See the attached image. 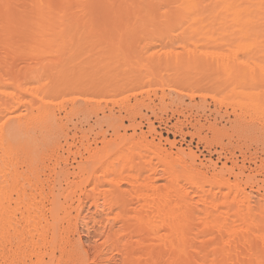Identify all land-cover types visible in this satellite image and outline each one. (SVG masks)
<instances>
[{"label": "bare ground", "instance_id": "obj_1", "mask_svg": "<svg viewBox=\"0 0 264 264\" xmlns=\"http://www.w3.org/2000/svg\"><path fill=\"white\" fill-rule=\"evenodd\" d=\"M99 34L117 50L95 69L87 47ZM169 41L188 50L168 54L179 67L216 63L224 94L162 70L122 77L143 64L124 43L144 54ZM153 81L162 101L211 97L262 118L246 128L263 139L264 0H0V264H264V158L220 165L158 138L149 118L138 131L141 101L115 98Z\"/></svg>", "mask_w": 264, "mask_h": 264}, {"label": "rangeland", "instance_id": "obj_2", "mask_svg": "<svg viewBox=\"0 0 264 264\" xmlns=\"http://www.w3.org/2000/svg\"><path fill=\"white\" fill-rule=\"evenodd\" d=\"M109 12L110 11H106L105 13ZM106 16L107 15H104V17ZM109 17H111V14H109ZM99 36L102 37V39H100ZM99 36L87 47L88 54L93 55V57H88L87 61L89 64H95V69L100 65H105L109 60V56L113 55L117 50V48L105 38L106 35L99 34ZM121 51H126L132 56L137 55L138 57L136 56V58L140 59L141 63H143L142 65L148 64L149 66H142L134 62V66L126 75H122V77L139 72H146L147 69V71L162 70L165 76L169 74L180 77L186 76L191 78V81L197 82V84H191V81L186 82L180 79L179 81H174L175 85L178 87L184 88L190 86L194 87L196 91H203L210 94L217 93L218 91L216 89L219 83L226 79V74L222 69L218 68L216 63L208 58H206V60H197L196 62L199 64L198 67L195 65V62L193 64L190 59L186 62L188 66L184 65L179 67L176 65L174 59L167 57L168 54L174 56L176 53H180L184 60L188 59V50L181 48L178 41H169L164 46L147 48L143 51L144 54L141 53V50L137 47L135 42L132 44V47L124 43L121 47ZM159 59L166 61L162 66L163 68L157 64ZM100 60H102V63ZM119 64L122 70L128 66L123 63ZM102 70L103 72L101 74L108 72L106 66H104ZM115 74L117 75V73ZM205 81H214L215 83L213 85L202 84ZM141 86L127 89L125 92L119 93L115 98L118 100L129 98V104H134L137 100L138 102L141 101L143 105L140 106V114L136 117V120L141 122V129H138V131L148 130L150 123L147 118H149L150 122H153L156 128L158 138L160 134H162L164 138L175 140L178 147L192 148L200 155L201 159L205 161L211 159L218 162L220 165L227 162L228 166H232L237 159L239 162H242V159L244 160V158L251 155V153L259 157L258 161L264 158V138L262 139L256 130V133H253L246 128H256V126H259V124L263 122L262 118H253L250 115H244L241 109L235 111L232 106L227 104L222 105L211 97L207 99H191L187 96H178L172 93L162 101V85L159 81L150 82L145 86V89H150V93L139 94L137 97L133 96V94L142 90L143 87ZM167 92L169 93V91ZM223 94V92L217 93L218 97ZM109 106L115 108L116 115L124 117L126 124L129 123V113L125 107H122L121 104L113 103ZM95 119L96 117H91V123H94ZM76 120L77 119H75V121ZM105 120L103 121L104 128L108 129L109 133L112 134L113 130L111 127H108L107 121ZM213 127H215L216 130H212ZM199 130H201V132H199ZM224 131H228L229 136H225L222 141H220L217 137ZM128 133H133V130L129 129ZM149 138L152 139V136H149ZM165 147L169 148L170 146L167 144ZM247 165L255 167V165L250 162H248ZM92 211L93 208L89 207L88 204L85 215H91ZM74 214H76V212H74ZM89 224L88 228L81 226L84 243L88 246L100 240L97 236V227L94 228L93 224Z\"/></svg>", "mask_w": 264, "mask_h": 264}, {"label": "snow or ice", "instance_id": "obj_3", "mask_svg": "<svg viewBox=\"0 0 264 264\" xmlns=\"http://www.w3.org/2000/svg\"><path fill=\"white\" fill-rule=\"evenodd\" d=\"M76 99H82V97H76ZM47 102H51V101H47ZM4 124L7 125L8 121H4ZM3 125H0V127H2ZM77 264H79V262H77Z\"/></svg>", "mask_w": 264, "mask_h": 264}]
</instances>
